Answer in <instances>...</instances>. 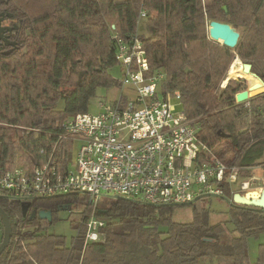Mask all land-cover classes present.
<instances>
[{"label": "trees", "instance_id": "trees-1", "mask_svg": "<svg viewBox=\"0 0 264 264\" xmlns=\"http://www.w3.org/2000/svg\"><path fill=\"white\" fill-rule=\"evenodd\" d=\"M142 12L148 35L140 38L150 66L166 70L168 89L181 93L187 116L198 120L207 156L230 172L237 169L240 177L264 167V108L255 104L264 94L237 103V93L245 89L236 81L220 94L208 88L223 81L236 57L264 82V0H0L3 23L13 28L9 39L16 43L0 45V168L32 173L54 154L60 166L70 162L72 142L59 139L63 125L89 112L99 88L116 84L110 74L118 65L114 36L136 35ZM208 21L239 31L237 47L211 40ZM224 187L229 223L238 234L229 243L222 241L227 224L210 222L204 199L191 205V223H177L173 206L107 198L111 204L94 211L85 195L24 202L2 192L0 208L13 235L0 264H264V243L255 263L248 245L249 238L264 234V209L235 204L233 188ZM23 204L30 205L27 217ZM78 204L85 208L68 246L48 228L60 211ZM32 211L51 212L53 222L31 219ZM93 211L105 221L103 239L86 242ZM0 231L3 240L1 217Z\"/></svg>", "mask_w": 264, "mask_h": 264}, {"label": "built area", "instance_id": "built-area-1", "mask_svg": "<svg viewBox=\"0 0 264 264\" xmlns=\"http://www.w3.org/2000/svg\"><path fill=\"white\" fill-rule=\"evenodd\" d=\"M144 19L142 12L139 24ZM114 39L123 76L119 86L129 91L116 101H100L98 113L77 114L63 125L59 139L72 142L65 167L54 154L32 173L0 168V193L24 202L85 195L94 211L102 198L182 207L206 197H226L224 185L233 188L238 183V170L230 172L218 158L207 156L198 120L187 116L181 93L168 89L166 70H152L140 35ZM94 211L86 225V242L103 239L105 221Z\"/></svg>", "mask_w": 264, "mask_h": 264}, {"label": "rangeland", "instance_id": "rangeland-1", "mask_svg": "<svg viewBox=\"0 0 264 264\" xmlns=\"http://www.w3.org/2000/svg\"><path fill=\"white\" fill-rule=\"evenodd\" d=\"M146 20H142L140 22V26L138 29V34L140 36H147L148 31L146 29ZM209 24L210 22H207V30H209ZM239 32V31H238ZM212 40V39H211ZM219 45H223L221 42H217ZM236 57L234 61L237 59ZM241 63H245L240 58H238ZM233 61V63H234ZM232 63V64H233ZM262 64V63H260ZM232 66V65H231ZM227 71L224 79L219 84H213L209 85L208 88L210 90L215 91L217 94H220V92L225 89V87L228 85V83L231 80L236 81L237 84H239L242 89H247V87L250 85H253V81L248 77H236V78H230L228 79L230 68ZM110 74L112 77L117 81L120 82L123 78L122 76V68L117 65L113 67L110 70ZM111 87V88H99L97 90L96 96L92 99L89 112L90 113H98L99 106L98 103L100 101L110 103L113 101H116L120 98L121 94H126L129 91L128 87L122 88L118 85V83ZM224 86V87H223ZM264 91V88H263ZM264 94V93H262ZM258 96L260 94H257ZM255 95V97L257 96ZM256 105L261 106L264 108V101L259 100L255 102ZM78 151V145L76 144L74 146V159L75 155ZM262 162H264V157L262 159ZM246 184V187L243 188V185ZM264 189V167H259L254 170H252L251 174L248 176L246 173L239 176L238 183L233 187L234 192L245 194L249 193V198H258L259 194L261 193V190ZM111 204V199L102 198L98 204V207H104L109 206ZM201 206L203 208H206L209 210L210 213V222L212 224L216 223H225L226 226V232L222 236V241L229 243L232 238L237 237V233H233V226L230 222V199L228 198H218V197H206L204 198V201L201 202ZM85 208V204H78L75 205L71 210H62L58 214V220L51 225L48 228V233L50 234H56L60 235L66 238V242L68 246H71L73 242V238L77 236V230L75 229V226L79 224L82 220V210ZM173 220L177 223H191L193 220V206H182V207H175L173 211ZM0 238H1V231H0ZM264 243V234L260 235L259 237H251L249 238L248 245H249V255H250V261L251 263H255L258 259V251L259 246ZM33 264V263H30Z\"/></svg>", "mask_w": 264, "mask_h": 264}, {"label": "water", "instance_id": "water-1", "mask_svg": "<svg viewBox=\"0 0 264 264\" xmlns=\"http://www.w3.org/2000/svg\"><path fill=\"white\" fill-rule=\"evenodd\" d=\"M226 10V8H224ZM9 17H12L11 15H8ZM5 15L3 13L0 14V45H6V46H12L13 48L16 47L15 42H11L9 39V36L6 35L7 32H12L13 28L10 27H3L2 23L5 21ZM209 36L213 41L221 42L224 46H226L229 49H234L237 47L239 39H240V33L234 29L231 25L220 23L217 21H212L209 24ZM12 50L10 51V53ZM9 54V53H7ZM243 66V72L245 74H250L253 77L257 78L260 83H255L252 86H248L247 89L237 93L236 100L237 103H244L250 99V97L262 94L264 91L260 93H256V91L261 87V85L264 88V82L262 79L253 72V67L249 63H242ZM222 137H228L226 134H221ZM249 193L241 194L237 193L234 196V203L241 206H247V207H255L259 209H264V189L261 190V193L259 194L258 198H249ZM116 199H119V197H115ZM22 211L24 217H27L30 212V205L29 204H23ZM0 217L1 221L3 223V226L5 228L4 236L2 243L0 245V257L1 255L6 251V249L9 247V244L12 240L13 235V228L12 224L10 222L9 216L4 212L2 208H0ZM31 219L40 218L42 220H46L49 223L53 222V215L51 212L42 211L37 213L36 211H32L30 215Z\"/></svg>", "mask_w": 264, "mask_h": 264}, {"label": "bare ground", "instance_id": "bare-ground-1", "mask_svg": "<svg viewBox=\"0 0 264 264\" xmlns=\"http://www.w3.org/2000/svg\"><path fill=\"white\" fill-rule=\"evenodd\" d=\"M241 76L250 78L254 82L253 84L258 83V82L260 83V81L257 78L253 77L250 74H245L243 72L242 63L237 58L234 61V63L232 64L231 68H230L229 75H228V79H230V78H236V77H241ZM262 91H263V86L261 85V87L256 91V93H260Z\"/></svg>", "mask_w": 264, "mask_h": 264}, {"label": "flooded vegetation", "instance_id": "flooded-vegetation-1", "mask_svg": "<svg viewBox=\"0 0 264 264\" xmlns=\"http://www.w3.org/2000/svg\"><path fill=\"white\" fill-rule=\"evenodd\" d=\"M2 26H3V27H8V26H5L4 23H2ZM11 33H12V32H7L6 35L9 36Z\"/></svg>", "mask_w": 264, "mask_h": 264}, {"label": "crops", "instance_id": "crops-1", "mask_svg": "<svg viewBox=\"0 0 264 264\" xmlns=\"http://www.w3.org/2000/svg\"><path fill=\"white\" fill-rule=\"evenodd\" d=\"M1 243H2V237L0 238V245H1Z\"/></svg>", "mask_w": 264, "mask_h": 264}]
</instances>
